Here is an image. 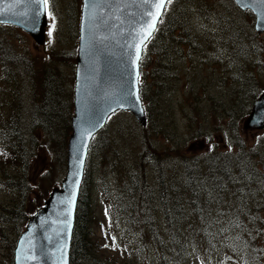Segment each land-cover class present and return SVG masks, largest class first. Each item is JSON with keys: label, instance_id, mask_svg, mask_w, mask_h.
Returning a JSON list of instances; mask_svg holds the SVG:
<instances>
[{"label": "rangeland", "instance_id": "obj_1", "mask_svg": "<svg viewBox=\"0 0 264 264\" xmlns=\"http://www.w3.org/2000/svg\"><path fill=\"white\" fill-rule=\"evenodd\" d=\"M230 2L233 0H173V5L169 4L171 12L177 8L180 13V8L184 7L189 37L199 48L194 51L180 46L179 49L177 42L171 40V34L162 36L159 46H168L169 51L158 46L157 63L148 62L145 68L148 84H153L145 93L148 100L153 96L152 120L142 126L131 113L118 112L92 140L85 165L88 164L86 188L90 192L91 208L86 210V222L81 231L92 249L90 256L79 260L78 264H264V129L247 127L255 92L261 90L258 97L264 91V33L255 31V20L236 8L228 9ZM81 6L82 0H49L43 45H38L21 29L0 25V51L1 44L12 45L20 53L32 54L40 67V62L53 64L59 71L73 102L67 114L69 121L75 111L77 59L66 62L64 56L72 52L77 55ZM220 15L222 20L218 25ZM224 21L231 24L228 27L231 32L232 25H236L241 38H250L244 50L246 56H240L243 60L237 61L236 49L220 47L224 38L233 32L228 31V37L219 32L221 41H217V47L209 38L216 28L221 29ZM74 37L77 38L74 40ZM14 72L6 79L0 65V86L8 91L5 92L8 102L4 107L0 104V116L9 120L15 114L19 120L29 121L34 108L29 110L31 99L35 102L33 81L24 69L16 68ZM163 72L167 74L163 76ZM152 74L154 80L151 81ZM14 97H19L16 105L12 102ZM60 117L61 113L57 118ZM132 128L136 133L129 132ZM36 132L42 143L26 172L10 166V161L0 152V264H14L18 241L30 219L44 207L54 189L62 188L66 177L72 127L62 140L66 160L60 158L61 146L53 148L46 132ZM240 147H243L241 157L233 155ZM145 151L152 159L163 162L168 186L173 180L178 178L176 183H179L186 177L183 169L187 164H201L200 160L212 151L233 152L232 159L239 165L238 169L244 167L242 174L236 167L232 172L231 180L245 190L239 197L227 191L221 194L224 197L206 196L216 216L213 245L207 247L189 221L182 224L176 245L173 244L171 233L165 228L159 199L165 197L171 208L172 201L174 207L186 202L183 197L173 198L171 192L169 196H162L159 190L162 183L154 163L144 156ZM139 168L146 171L143 186L151 197L144 198L140 194L139 200L133 198L130 204L128 198L132 194L122 187L124 176L129 170ZM22 173L26 175L25 186L17 187ZM8 175L11 176L6 180ZM124 186L129 188L128 184ZM207 190L210 192L209 188ZM182 192L178 191V196ZM118 195L123 208L135 207L132 215L120 211ZM187 210L191 214L189 207Z\"/></svg>", "mask_w": 264, "mask_h": 264}, {"label": "water", "instance_id": "obj_2", "mask_svg": "<svg viewBox=\"0 0 264 264\" xmlns=\"http://www.w3.org/2000/svg\"><path fill=\"white\" fill-rule=\"evenodd\" d=\"M233 1L255 15V31L264 33V3L261 0ZM87 2L82 0L75 111L68 142L66 177L62 188L54 189L44 207L30 219L18 241L14 264H70L75 215L93 138L118 112L131 113L142 126L147 123L136 79L137 72L140 79L141 60L137 67L133 63L135 49L127 45L138 43L135 30L149 19L142 13L151 6L143 4L142 0H95L96 19L92 21L88 19ZM0 21H3L0 25L13 26L29 34L38 45L45 42L48 18L42 3L0 0ZM247 127L264 129V92L253 104Z\"/></svg>", "mask_w": 264, "mask_h": 264}, {"label": "trees", "instance_id": "obj_3", "mask_svg": "<svg viewBox=\"0 0 264 264\" xmlns=\"http://www.w3.org/2000/svg\"><path fill=\"white\" fill-rule=\"evenodd\" d=\"M229 4L230 6H227L228 9L231 8L234 10V8H236L237 10H239L233 4V2H230ZM172 5L167 6L156 34L144 49L143 58L140 64V95L142 97L143 103L146 104L144 105V107L147 116V123L152 120L153 112L151 111V106H154V104L152 103L153 96L152 100L146 99V90L147 88H151L153 84H148V77L145 68L146 63L148 62L152 61L154 62V64L157 63L158 59L156 60L155 57L158 56L159 50L157 49L161 37L165 34H171V40L173 42H177V47H179V49L180 46H186L189 47V49L192 48L194 51L199 48V45H197L196 42L191 41L192 37H189L190 31L185 19L187 17H185L186 12L183 10L184 7L180 8V13H178V10H176L177 8H174L171 12ZM240 13L245 16L247 15L249 16V18L254 20V16L252 14L248 12L244 13L241 11ZM219 17L221 18L218 19V25H220L222 15H220ZM229 26L231 27L229 21H227L226 23L224 21L221 29L220 27L216 28L217 30L213 34L209 35V38L213 39L216 47L218 46L217 41L220 40L218 36L219 32L225 33V36L228 37L227 32L230 31L228 29ZM232 32L234 36L231 35L227 39L224 38L223 43H220V47L226 49H236L239 53L237 61H240L243 60L240 58L241 55L246 56L244 50L248 46L250 38H241L239 35L240 29L236 25H232ZM75 38L77 37H74V40ZM167 47L168 46L165 45L163 48L159 46L160 49L169 51V48ZM0 53V65L6 75L5 78L8 79V74L14 72L16 68L24 69L30 75V78L32 79L31 82L33 81V92L35 96V102L31 99V104L29 105V110L34 107L33 110H31L32 118L29 121L26 119L19 120L18 116L15 114H13V117L9 120L5 119L4 116H0L1 154L5 156L6 161H10V166H14L13 168L15 169L22 168L26 172L29 169L33 159L36 157V150L41 146L42 143V140L38 138V133L36 131L42 130L49 135V144L53 146V148L57 145L61 146L59 147L60 158L62 159L64 157V160H66V151L63 148L64 144L62 143V140L64 138H67L66 132L69 131L72 127V119L71 121H69V117L67 114L72 110L73 102L71 101L69 90L64 85L59 71L53 64L44 65V63L40 62L42 65L40 67L38 65V62L34 60L36 58L33 57L32 54L28 52L20 53L12 45L1 44ZM76 59L77 55H75L74 52L66 54L64 56V61L66 62L68 60H71L73 62ZM166 74L167 72H163V76ZM155 75H157L156 69ZM152 79L154 80V74H152L151 81ZM252 81L255 82L256 80L252 78ZM5 92L8 91H5L3 86H0V104L3 107L8 102ZM260 92L261 90H256L255 100L258 98L257 94ZM12 102H14L15 105L18 104L19 97H14L12 99ZM60 113L62 117H60L59 119L57 117ZM155 128L156 127H154V129ZM126 129H128L127 126ZM129 132L132 134L136 133L135 129L133 128L130 129ZM159 132L160 130H158L157 133ZM145 141L148 142L149 140L147 141V139L145 138ZM148 148L149 146L147 147V149ZM242 148L243 147H240L236 154H233V152H224V154H220L217 151H212V153L208 155L207 158H202V160H200L202 161L201 164H187L183 169L184 175L186 177L182 178V181H180L179 183H176V181L179 180L178 178L177 180H173V184L171 186H168L167 182L165 181L167 178V173L166 168H163V162L160 163L158 159L154 157L152 159L151 154L145 151L144 156H146V158H149L154 163L155 172L162 183L159 184V190L162 196H164V194H168L169 196L168 192H171L173 198H178L180 200L181 198L179 197H183V202H186V204L181 203L174 207L172 201L171 208L169 200H167L165 197L159 199L161 205H158L160 207L163 220L166 223L165 228L170 231L171 241L173 242V244L176 245V236L181 229L182 224H184L185 221H189V224H194V229L198 231V236H201L202 239L206 241V246L210 247L211 245H213V228L216 226V216L212 214L214 208L211 203H208L210 201L207 200V197L209 198V196L211 195L213 196V199L217 198V196L224 197V195L221 194L226 191L227 193H237L239 197L240 193H243L245 191L244 189H242L239 183H235L233 180H231L233 167H236L237 171L241 174L245 172L244 167H240L238 169L239 165L237 163H234L232 159V154L237 157H241ZM136 165H138V160L136 162ZM86 169H88V164L86 166ZM5 171L7 172V170L4 169L2 173L5 174ZM128 174L129 177H127ZM10 176L11 175H8L6 177V180ZM88 176L89 174H87V171H85L75 215V225L70 249V264H78L79 260L90 256L92 249L89 245L88 239L86 238V236H83V233L81 232L83 231L86 222L85 216L88 212H86V210L91 208L90 192H88L86 188ZM19 178L20 182L16 186H25L26 175L22 173ZM146 179V171L141 168H139L138 170H129L124 176L122 187H124L125 190H128L129 193L132 194V196L128 198L130 204L132 203L133 198L139 200L140 194L144 195V198L151 197V195L148 193L149 191L147 192L146 190H144L145 185L143 186V182H146ZM228 180L230 182H228ZM127 184L129 185V188L124 186ZM208 188L210 189V192H208ZM181 190H183V196H178V191L181 192ZM19 191H21L23 194H26L24 190ZM116 200L120 206V211H122L123 214L132 215L134 213L135 207L123 208L121 206V199L119 195L117 196ZM238 201L241 202L240 198ZM142 202L144 201L142 200ZM188 207L190 208L191 214L188 213ZM150 219H152L151 215ZM239 219L242 218L240 217ZM157 244L159 245V242H157Z\"/></svg>", "mask_w": 264, "mask_h": 264}, {"label": "snow or ice", "instance_id": "obj_4", "mask_svg": "<svg viewBox=\"0 0 264 264\" xmlns=\"http://www.w3.org/2000/svg\"><path fill=\"white\" fill-rule=\"evenodd\" d=\"M36 3H42L47 9L49 5V0H35ZM264 3V0H261ZM143 4L150 5L151 9L142 13L143 16L148 17L149 19L146 20L144 23L140 24L138 29L135 30L136 36L135 40L138 43H133L127 45L129 48L135 49V59L133 63L138 65V62L142 59V51L146 48L147 41L153 36V33L157 30V24L160 22V18L166 9L167 4L172 3V0H142ZM86 7H90V14L88 19L94 21L96 19L95 8L97 7L95 0H88L86 3ZM51 16V13H49ZM53 20L55 19L52 17ZM3 22V21H0ZM55 28V24H53V29ZM52 35V32H49V36ZM137 82H139V72L136 75ZM73 201H74V194H73Z\"/></svg>", "mask_w": 264, "mask_h": 264}, {"label": "bare ground", "instance_id": "obj_5", "mask_svg": "<svg viewBox=\"0 0 264 264\" xmlns=\"http://www.w3.org/2000/svg\"><path fill=\"white\" fill-rule=\"evenodd\" d=\"M235 4V3H234ZM236 5V4H235ZM236 7L241 11V12H244V13H247L245 10H243V9H241L240 7H238L237 5H236ZM253 15V14H252ZM254 16V20H255V23H256V18H255V15H253ZM141 96V95H140ZM141 99H142V97H141ZM142 102H143V100H142ZM144 104V103H143Z\"/></svg>", "mask_w": 264, "mask_h": 264}]
</instances>
